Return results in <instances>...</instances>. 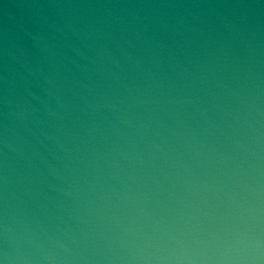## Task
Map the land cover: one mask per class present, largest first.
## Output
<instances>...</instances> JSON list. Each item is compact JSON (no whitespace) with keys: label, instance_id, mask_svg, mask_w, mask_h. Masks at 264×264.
I'll return each instance as SVG.
<instances>
[{"label":"water","instance_id":"95a60500","mask_svg":"<svg viewBox=\"0 0 264 264\" xmlns=\"http://www.w3.org/2000/svg\"><path fill=\"white\" fill-rule=\"evenodd\" d=\"M0 264H264V0H0Z\"/></svg>","mask_w":264,"mask_h":264}]
</instances>
